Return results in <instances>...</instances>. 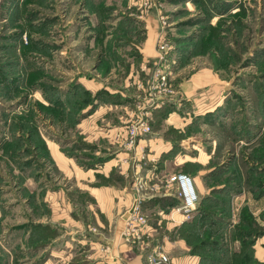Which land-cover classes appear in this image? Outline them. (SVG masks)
Here are the masks:
<instances>
[{
  "label": "rangeland",
  "instance_id": "rangeland-1",
  "mask_svg": "<svg viewBox=\"0 0 264 264\" xmlns=\"http://www.w3.org/2000/svg\"><path fill=\"white\" fill-rule=\"evenodd\" d=\"M148 26L170 49L164 99L148 109L152 134L172 148L157 165L139 166L160 174L149 185L162 195L145 187L139 207L155 238L124 240L151 264L154 252L170 257L156 241L167 230L199 264H227L231 238L258 233L231 199L264 185V0H0V264L59 263L53 255L65 244L53 242L60 230L49 222L51 187L35 193L39 177L41 186L59 177L48 145L81 165L96 161L98 143H85L79 125L100 105L126 103L110 88L141 87L131 68L142 62ZM155 62L144 70L147 84ZM168 105L179 114L169 124L159 112ZM175 173L200 178V201L188 217L158 226L160 211L179 205L163 196L164 176ZM76 256L69 264H92Z\"/></svg>",
  "mask_w": 264,
  "mask_h": 264
},
{
  "label": "crops",
  "instance_id": "crops-1",
  "mask_svg": "<svg viewBox=\"0 0 264 264\" xmlns=\"http://www.w3.org/2000/svg\"><path fill=\"white\" fill-rule=\"evenodd\" d=\"M159 36L157 29L150 30L148 26L143 46L136 53L142 62L140 66L137 65V69L131 68V71L133 74L135 70L134 82L140 83L141 87L133 86V90L129 89V91L124 87L110 88L118 93L116 95H119V102L125 100L126 103L115 105L117 109L110 108L111 105L106 107L104 104L100 105L92 115H87L80 123L79 130L84 136L83 141L87 144L98 143V157L94 163L87 160L90 165H81L76 158L66 153L64 155L59 147L53 148L48 145L53 160L51 163L54 164L59 177H54L53 173L49 174V178L55 179H50L49 183L43 186L39 177V190L35 193H40L47 185L48 189L51 187L48 191V199L46 198L51 211L49 222L55 226V229L60 230L59 234L57 232L54 234L53 242L55 245L59 242L65 244L63 254L58 255L55 250L53 255L55 261L59 260L58 264H69L70 260L77 259V254H80V257L85 256L92 264H148L142 256L141 248L130 246L123 238L125 217L134 207L136 184L145 180L151 184L155 182L154 178H159L160 175L158 172L152 174L150 171H140L139 166L144 163L150 164L151 161L157 162V165L163 154L169 153L172 145L163 138H157V135H153V131V134L140 141L135 152H129L123 141L120 143L115 141V136L125 133L138 115L148 116L152 125L153 114L150 115L148 106L150 101L157 100L155 98L157 93L150 91L149 81L147 84L146 80L147 72L144 70L150 67L157 56L156 44ZM149 60L150 65L147 63ZM139 76L142 81L138 79ZM190 96L193 99V96ZM109 113H113L114 116L108 117ZM178 115V112L170 114L166 123L170 117ZM155 119L158 118L155 116ZM69 145L66 144L65 148H69ZM179 160V165L185 162L183 158ZM260 175L264 176V172ZM164 177L168 178L169 175ZM194 180L201 191L200 178L195 176ZM257 187L246 190L243 194H236L231 199L232 204L239 206L236 207L239 212L242 210L249 214L258 233L246 238H231L230 256L234 259V263L227 264H236L237 260L240 261L239 264H264V185L258 189ZM240 216L242 215L235 214L238 219ZM170 219L171 215L165 214L155 221L157 224L169 226ZM57 235L60 236L57 238ZM169 236L167 230H162L156 241L167 243L165 249L171 251L168 257L170 264H199V258L188 253L182 240L177 238L172 242ZM244 244L250 245L251 248L244 251ZM105 248H108V252L103 254L101 249ZM228 255L229 253H225V256ZM49 261L51 262V258Z\"/></svg>",
  "mask_w": 264,
  "mask_h": 264
},
{
  "label": "built area",
  "instance_id": "built-area-1",
  "mask_svg": "<svg viewBox=\"0 0 264 264\" xmlns=\"http://www.w3.org/2000/svg\"><path fill=\"white\" fill-rule=\"evenodd\" d=\"M160 37L156 49L157 62L154 63L153 68L149 71L150 73H152L149 79V87L152 92L157 93V97H155L157 98V100H152L153 102L164 99L162 98L161 94L163 93V91L167 90L166 85L170 76L168 73L165 72L164 69V66L166 69L170 68V49L163 42L164 38ZM151 134L152 125L148 116L138 115L137 118H135V120L127 127L125 133L123 132L121 134H117L116 140H123L124 146L127 148V150L129 152H135L140 144V141L150 136ZM148 186L153 192V194L149 196L162 195L157 192V185L150 186L146 180L136 184V200L134 210L126 221V226L123 232V236L127 239L126 241L131 243H135L137 242V240L144 241V238H147L149 240L155 235V228H152L153 226L148 225V217L146 218L145 215H141L139 210L140 204L142 202V199L140 198L142 193L141 191ZM167 195L174 196L180 202V204L177 207H174L171 212V220H173L174 222H176L175 217L177 215L186 218L190 214H192V212H194L197 208L200 201V196L198 194L194 178L184 173H177L168 177L163 196ZM159 215L165 216V212L160 211ZM160 225L162 224L158 223V226ZM149 261L151 264H169L170 262L168 256L162 252L152 253L149 257Z\"/></svg>",
  "mask_w": 264,
  "mask_h": 264
},
{
  "label": "trees",
  "instance_id": "trees-1",
  "mask_svg": "<svg viewBox=\"0 0 264 264\" xmlns=\"http://www.w3.org/2000/svg\"><path fill=\"white\" fill-rule=\"evenodd\" d=\"M174 107L173 106H170V105H168L167 107H165V108H163L162 110H160L159 112H162V116H160V117H162V119H164V118H166L167 116H169V114L172 112V109H173ZM179 204H180V202H179ZM171 206V205H170ZM169 205H168V208L169 209H172L173 207H175L176 206V201L174 202V204H172V206L170 207ZM165 210H167V208L165 209ZM248 214V213H247ZM248 216H249V214L248 215H246V218H245V220H247V222L249 223H251L252 221H251V219H249L248 218ZM246 223L247 225H248V227L250 228L251 227V224L249 223ZM253 223V222H252ZM254 225V224H253ZM257 229V228H256ZM251 236H253L252 235V233L251 234H248L247 235V237H251ZM249 244L251 245V242H249ZM250 245H247V244H244L243 245V250L244 251H248L249 250V248H251L250 247ZM236 262V261H235Z\"/></svg>",
  "mask_w": 264,
  "mask_h": 264
},
{
  "label": "water",
  "instance_id": "water-1",
  "mask_svg": "<svg viewBox=\"0 0 264 264\" xmlns=\"http://www.w3.org/2000/svg\"><path fill=\"white\" fill-rule=\"evenodd\" d=\"M134 207L131 209V211L129 213H127L125 220H127L129 218V215L133 213Z\"/></svg>",
  "mask_w": 264,
  "mask_h": 264
}]
</instances>
